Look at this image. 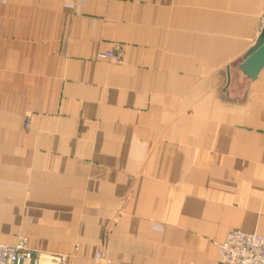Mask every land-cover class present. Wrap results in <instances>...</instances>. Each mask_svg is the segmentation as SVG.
Returning a JSON list of instances; mask_svg holds the SVG:
<instances>
[{
    "label": "crops",
    "instance_id": "obj_1",
    "mask_svg": "<svg viewBox=\"0 0 264 264\" xmlns=\"http://www.w3.org/2000/svg\"><path fill=\"white\" fill-rule=\"evenodd\" d=\"M263 13L0 0V242L24 233L69 264H221L229 231L264 234V68H239Z\"/></svg>",
    "mask_w": 264,
    "mask_h": 264
},
{
    "label": "built area",
    "instance_id": "obj_2",
    "mask_svg": "<svg viewBox=\"0 0 264 264\" xmlns=\"http://www.w3.org/2000/svg\"><path fill=\"white\" fill-rule=\"evenodd\" d=\"M264 27V13L260 18ZM100 58L121 59V53L108 51ZM101 258V252L96 255ZM218 257L221 264H264V234L229 231L219 244ZM66 253H41L28 245V238L20 233L14 244L0 242V264H69Z\"/></svg>",
    "mask_w": 264,
    "mask_h": 264
},
{
    "label": "water",
    "instance_id": "obj_3",
    "mask_svg": "<svg viewBox=\"0 0 264 264\" xmlns=\"http://www.w3.org/2000/svg\"><path fill=\"white\" fill-rule=\"evenodd\" d=\"M239 68L251 79H255L264 68V31L263 35L247 51Z\"/></svg>",
    "mask_w": 264,
    "mask_h": 264
},
{
    "label": "rangeland",
    "instance_id": "obj_4",
    "mask_svg": "<svg viewBox=\"0 0 264 264\" xmlns=\"http://www.w3.org/2000/svg\"><path fill=\"white\" fill-rule=\"evenodd\" d=\"M19 234H20V233H19ZM19 234H18V235H19ZM22 234H24V233H22ZM24 235H25V234H24ZM25 236H26V235H25ZM17 237H18V236H17ZM26 237H27V236H26ZM27 238H28V237H27ZM28 245H29V240H28Z\"/></svg>",
    "mask_w": 264,
    "mask_h": 264
}]
</instances>
